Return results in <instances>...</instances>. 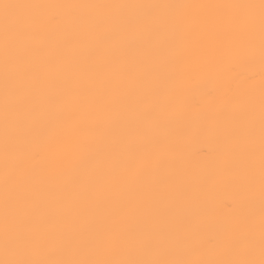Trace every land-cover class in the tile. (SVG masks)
Segmentation results:
<instances>
[{
	"label": "snow or ice",
	"instance_id": "snow-or-ice-1",
	"mask_svg": "<svg viewBox=\"0 0 264 264\" xmlns=\"http://www.w3.org/2000/svg\"><path fill=\"white\" fill-rule=\"evenodd\" d=\"M0 264H264V0H0Z\"/></svg>",
	"mask_w": 264,
	"mask_h": 264
},
{
	"label": "bare ground",
	"instance_id": "bare-ground-1",
	"mask_svg": "<svg viewBox=\"0 0 264 264\" xmlns=\"http://www.w3.org/2000/svg\"><path fill=\"white\" fill-rule=\"evenodd\" d=\"M35 2L44 3H78V2H98V0H35ZM123 2V0H121ZM138 2H178V3H231V2H258V0H138ZM247 73V69H245ZM255 79L247 81L243 88V94L259 92L260 85V69L256 66ZM212 83L203 79L201 81L200 89L192 93L197 100H200L203 105V111H207L206 100L207 97L201 96L202 90L211 88ZM218 155V146L214 138L199 130L198 127H192L185 134L182 144V158L186 164L192 169H202L216 158ZM239 199L238 193L228 186L221 185L215 187L208 195L204 208L205 210L216 217L222 216L227 210L224 208L226 202H237Z\"/></svg>",
	"mask_w": 264,
	"mask_h": 264
}]
</instances>
